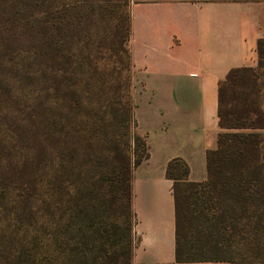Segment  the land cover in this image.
I'll use <instances>...</instances> for the list:
<instances>
[{
    "label": "trees",
    "instance_id": "1",
    "mask_svg": "<svg viewBox=\"0 0 264 264\" xmlns=\"http://www.w3.org/2000/svg\"><path fill=\"white\" fill-rule=\"evenodd\" d=\"M129 2L0 0V264H131V177L149 151L134 131ZM252 68L218 85L206 180L188 182L179 159L167 165L178 263L264 264Z\"/></svg>",
    "mask_w": 264,
    "mask_h": 264
},
{
    "label": "crops",
    "instance_id": "2",
    "mask_svg": "<svg viewBox=\"0 0 264 264\" xmlns=\"http://www.w3.org/2000/svg\"><path fill=\"white\" fill-rule=\"evenodd\" d=\"M264 39V2L139 1L130 11L131 99L149 157L132 171L131 264H228L175 260V208L169 162L187 181L207 178L216 147L218 85L231 69L250 68Z\"/></svg>",
    "mask_w": 264,
    "mask_h": 264
},
{
    "label": "rangeland",
    "instance_id": "3",
    "mask_svg": "<svg viewBox=\"0 0 264 264\" xmlns=\"http://www.w3.org/2000/svg\"><path fill=\"white\" fill-rule=\"evenodd\" d=\"M139 1H148V2H151V1H158V0H130L129 2V6H128V10L129 12L131 11V7L134 3H137ZM193 1H204V0H193ZM261 57L259 59V62L254 64L253 66V70L251 73H249L246 77L248 79V81H255L257 83V87L258 89L262 92V102H263V105H264V48L263 50L261 51ZM134 131L135 133L137 134V130H136V127H134ZM138 135V134H137ZM19 156L17 155L15 157V159H19L18 158Z\"/></svg>",
    "mask_w": 264,
    "mask_h": 264
}]
</instances>
